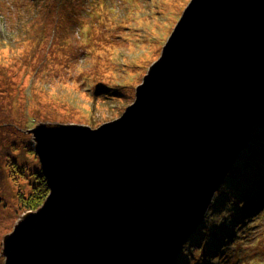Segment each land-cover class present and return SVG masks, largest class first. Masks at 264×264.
I'll list each match as a JSON object with an SVG mask.
<instances>
[{"label":"water","instance_id":"water-1","mask_svg":"<svg viewBox=\"0 0 264 264\" xmlns=\"http://www.w3.org/2000/svg\"><path fill=\"white\" fill-rule=\"evenodd\" d=\"M264 113V0H191L123 114L41 124L49 195L5 264H174Z\"/></svg>","mask_w":264,"mask_h":264},{"label":"rangeland","instance_id":"rangeland-1","mask_svg":"<svg viewBox=\"0 0 264 264\" xmlns=\"http://www.w3.org/2000/svg\"><path fill=\"white\" fill-rule=\"evenodd\" d=\"M47 1L0 0V264L6 236L49 195L30 200L44 175L33 129L95 128L120 117L191 0H60L52 4L57 24L45 26L56 29L53 42L16 43L22 32L40 31L32 19ZM260 118L174 264H264V207L254 212L264 205V177L255 173L264 167Z\"/></svg>","mask_w":264,"mask_h":264},{"label":"trees","instance_id":"trees-1","mask_svg":"<svg viewBox=\"0 0 264 264\" xmlns=\"http://www.w3.org/2000/svg\"><path fill=\"white\" fill-rule=\"evenodd\" d=\"M59 1L60 0H48L47 2H45V6H42L39 9V11L37 12V14L34 16V18L32 19L34 25L37 27L36 32L38 30H40V31L37 32L36 35H34V36H32L31 34L27 35L28 33L25 34L22 32L20 34L21 38L19 40H16V43H25V42L30 41V40L38 41V42H40V41L44 42L45 40H49V41L53 42L57 36V31L55 28L47 29V28H45V26L48 25L47 27L50 28V26L52 24L51 21H55V20H56L55 24H57V21L59 20V14L55 15L56 12H54V10H55V7H57V6L56 5L52 6V4H54V3L58 4ZM25 29L29 30L30 28L27 27ZM25 29H23V31ZM31 33H34V32L32 31ZM16 43H10V44L14 45ZM259 139H260V152H262V151L264 152V140H262L261 138H259ZM251 156H260V154L258 151H255V153L252 154ZM257 159L262 160V156L258 157ZM262 170H264V167H261L259 169L257 168V172H255V173L262 174L264 177V172L262 173ZM251 174H253V173H251ZM250 185H251V183H250ZM35 187L36 188L30 197V200H32V201H35L36 199L40 198L41 194H43L44 192L49 191L48 183H47L46 177L44 175L39 179V184H37ZM262 196H264V192L262 193ZM25 205L28 208H34L30 203H25ZM258 209L259 208H256L254 212H258L259 211Z\"/></svg>","mask_w":264,"mask_h":264},{"label":"bare ground","instance_id":"bare-ground-1","mask_svg":"<svg viewBox=\"0 0 264 264\" xmlns=\"http://www.w3.org/2000/svg\"><path fill=\"white\" fill-rule=\"evenodd\" d=\"M154 35H155V34H154ZM158 35H159V33L157 34V36H158ZM155 37H156V35H155ZM159 58H160V57H159ZM159 58H158V59H159ZM158 59H157V60H158ZM42 124H45V123H42ZM48 189H49V188H48ZM49 191H50V189H49Z\"/></svg>","mask_w":264,"mask_h":264}]
</instances>
